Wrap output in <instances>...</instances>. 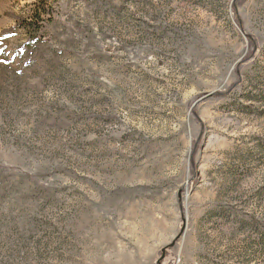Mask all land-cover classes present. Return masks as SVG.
<instances>
[{"label":"rangeland","instance_id":"374dc122","mask_svg":"<svg viewBox=\"0 0 264 264\" xmlns=\"http://www.w3.org/2000/svg\"><path fill=\"white\" fill-rule=\"evenodd\" d=\"M165 248L264 264V0H0V264Z\"/></svg>","mask_w":264,"mask_h":264},{"label":"trees","instance_id":"16d2710c","mask_svg":"<svg viewBox=\"0 0 264 264\" xmlns=\"http://www.w3.org/2000/svg\"><path fill=\"white\" fill-rule=\"evenodd\" d=\"M237 7H238V3L236 4V6H235V11L237 10ZM45 14L47 13V11H45L44 12ZM37 15V17H41V15L40 14H36ZM241 25V24H240ZM17 26L18 27H25L26 29H29V31L31 32H37L38 31V28L35 26V24L34 23H32V22H29V23H27V22H25V20L23 19V18H17ZM242 27V26H241ZM14 31V29H12V30H10V32H13ZM250 39V41H251V43L253 44V46L255 45V40H254V38H252V37H250L249 38ZM255 47V46H254ZM253 47V48H254Z\"/></svg>","mask_w":264,"mask_h":264},{"label":"water","instance_id":"95a60500","mask_svg":"<svg viewBox=\"0 0 264 264\" xmlns=\"http://www.w3.org/2000/svg\"><path fill=\"white\" fill-rule=\"evenodd\" d=\"M174 246V243L173 244H171V246L170 247H173ZM166 252H167V249L165 248V249H163V251H162V257L160 258V260L158 261V264H161L162 263V261L165 259V257H166Z\"/></svg>","mask_w":264,"mask_h":264}]
</instances>
